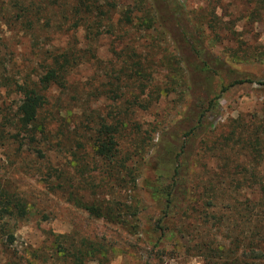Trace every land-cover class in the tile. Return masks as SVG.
Here are the masks:
<instances>
[{
	"label": "rangeland",
	"instance_id": "rangeland-1",
	"mask_svg": "<svg viewBox=\"0 0 264 264\" xmlns=\"http://www.w3.org/2000/svg\"><path fill=\"white\" fill-rule=\"evenodd\" d=\"M96 3L102 14L91 13L90 27L76 20L81 26L72 39L64 34L65 26L48 32L47 39L39 38L49 49L69 43L80 57L65 87L52 89L47 97L43 114L50 113L46 117L50 119L51 135L43 158L25 145L0 143V182L23 199L27 211L23 220L8 222L11 241L0 235V264H73L61 259L58 252L56 238L65 234L88 237L108 248L102 259L83 264H202L200 258L186 252L187 238L179 242L168 235L156 248L150 246L149 235L158 210L143 186L145 180L153 178L148 160L160 133L180 120L188 104L187 72L193 70V63L189 60L186 66L180 64L177 28L171 26L169 31L159 26L149 16V0ZM176 3L203 49L226 64L219 66L215 74L196 78V96L210 126L208 135L202 133L197 138L189 161L190 180L200 184L226 163L263 170L264 156L253 162L248 157L251 150L240 141L250 138L258 127L256 134L263 145L256 149L264 154V0ZM128 11L132 26L122 22V15ZM19 30L0 21V72L4 68L9 75H34L29 40ZM235 80L243 83L230 85ZM9 90L0 87V118L10 116L17 103L18 97ZM101 120L121 126L117 135L119 157L127 159V167L135 170L134 188L112 192L103 188V182L92 173L97 163L89 144ZM58 131L63 133L59 146L52 137ZM224 138L229 141L212 148ZM71 151L77 152L80 173L70 167L74 164ZM49 175L50 180L46 179ZM74 177L73 187L69 188L68 178ZM89 180L101 189L90 188ZM220 182L226 183L224 179ZM242 189V194L250 195L249 190ZM226 193L225 197H234ZM70 194L83 202H118L119 211L136 215L126 218L125 225L116 224L117 220L103 222L75 206Z\"/></svg>",
	"mask_w": 264,
	"mask_h": 264
},
{
	"label": "trees",
	"instance_id": "trees-1",
	"mask_svg": "<svg viewBox=\"0 0 264 264\" xmlns=\"http://www.w3.org/2000/svg\"><path fill=\"white\" fill-rule=\"evenodd\" d=\"M149 1L152 6V16H149L159 26L169 31L171 26L177 28L175 31H178L180 40L176 42V52L180 64L186 66L187 62L190 63L189 60L193 63V70L187 72L190 79L187 87L188 104L180 120L160 133L154 153L148 160L153 178L145 180L143 186L158 210V217L150 231L149 244L156 248L163 238L172 235L179 242L187 238L189 244L185 248L186 252L200 258L202 264H264V168L256 170L240 165L230 167L226 163L217 172L208 174L200 184H193L190 180L192 173L189 161L197 138L202 133L208 135L210 126L206 124V111L202 112L201 109L203 104L196 96V78L215 74L219 66L226 64L203 49L199 38L195 37L196 32L181 14L176 0ZM96 2L97 0L0 2V21L7 26H18L19 31L28 37L33 53L34 72V75H21L20 72L9 75L4 68L0 72V87L10 89L18 97L11 115L0 118L1 144L9 141L17 147L25 145L38 158H43L44 146L51 135L50 119L46 117L50 113L43 114L48 104L47 97L52 89L65 87L68 74L77 66L80 57L69 43L63 48L51 46L49 49L46 42L40 43L39 38L47 39L48 32L50 34L65 26L64 34L72 39V34L81 26L76 20H82L88 27L93 26L90 22L91 13L100 9ZM99 14H102L101 11ZM122 22L126 26H132L129 11L122 15ZM241 83L243 81L235 80L230 85ZM120 127L117 122L108 124L101 120L89 144L91 157L97 163L92 173L96 174L95 178L100 179L99 182H103V188L112 189V192L128 187L131 189L136 184L135 170L127 167V159L119 157L117 135ZM257 130L258 127H255L250 138L240 141L244 148L251 150L248 157L253 162L264 156L256 149L263 145L261 137L256 134ZM62 134L58 131V134L52 135L58 141L57 146L62 142ZM229 136H233V133ZM236 136L238 140L241 139V133ZM228 141L229 138H224L222 143H217L212 148ZM75 147L77 150L78 145ZM204 150L207 151L206 148ZM69 156L74 161L70 167L80 173L77 152L71 151ZM50 178L51 175L46 179ZM222 179L226 183L222 184ZM74 181L75 177L74 180L68 178L69 188L73 187ZM87 184L90 188L101 189V186H94L90 180ZM243 187L250 191V195L241 193ZM194 191L198 193H193ZM226 192L234 197H225ZM70 197L73 204L88 216L103 222L117 220L116 224L125 225L126 218L132 219L136 215L135 212L128 215L127 211H119L118 202L104 199L83 202L81 197L77 198L72 194ZM26 215L23 199L0 182V235L11 241L8 222L21 221ZM56 239L61 259L71 260L73 264L102 259L108 250L101 242L88 237L77 238L75 234L60 235Z\"/></svg>",
	"mask_w": 264,
	"mask_h": 264
}]
</instances>
